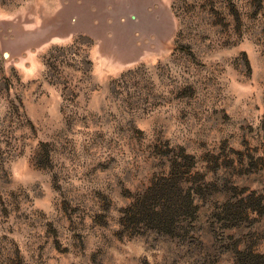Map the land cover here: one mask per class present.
<instances>
[{
    "label": "rangeland",
    "instance_id": "1",
    "mask_svg": "<svg viewBox=\"0 0 264 264\" xmlns=\"http://www.w3.org/2000/svg\"><path fill=\"white\" fill-rule=\"evenodd\" d=\"M173 163L196 221L136 233ZM240 251L264 264V0H0V264Z\"/></svg>",
    "mask_w": 264,
    "mask_h": 264
},
{
    "label": "trees",
    "instance_id": "2",
    "mask_svg": "<svg viewBox=\"0 0 264 264\" xmlns=\"http://www.w3.org/2000/svg\"><path fill=\"white\" fill-rule=\"evenodd\" d=\"M185 174L181 164L173 163L166 177L158 179L129 205L122 221L138 234L154 232L175 237L182 233L187 224L191 225L196 221L197 214L195 200L198 193L196 190L185 189ZM225 206L227 213L234 218L235 210L230 204ZM261 258L262 256L256 255L249 260L241 251L236 255V261L240 264H263Z\"/></svg>",
    "mask_w": 264,
    "mask_h": 264
},
{
    "label": "water",
    "instance_id": "3",
    "mask_svg": "<svg viewBox=\"0 0 264 264\" xmlns=\"http://www.w3.org/2000/svg\"><path fill=\"white\" fill-rule=\"evenodd\" d=\"M8 55H5V57L7 58Z\"/></svg>",
    "mask_w": 264,
    "mask_h": 264
}]
</instances>
